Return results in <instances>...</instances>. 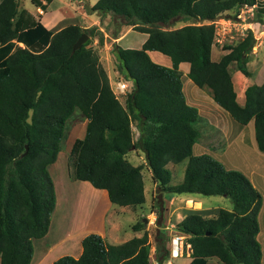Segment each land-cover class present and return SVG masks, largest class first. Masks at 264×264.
<instances>
[{"label":"trees","instance_id":"obj_1","mask_svg":"<svg viewBox=\"0 0 264 264\" xmlns=\"http://www.w3.org/2000/svg\"><path fill=\"white\" fill-rule=\"evenodd\" d=\"M33 1L46 8L40 0ZM255 1L85 2L89 13L110 15L112 29L105 30L112 37L119 36L123 25L146 33L140 47L112 46L118 72L133 82L123 103L91 44L93 37L103 43L102 29L72 21L51 29L20 8L18 0H0V264H30L32 238L48 231L55 206L49 166L76 109L87 122L84 135L75 137L69 150L72 178L105 188L114 204L143 207L142 165L126 155L142 147L159 190L221 194L232 203L230 209L219 207L214 216L191 210L176 223L187 234L191 256L214 257L223 264H261L256 234L262 194L241 170L226 167L210 153L193 152L199 112L185 99L179 71L180 64L187 63L188 76L210 88L214 100L236 121L253 119L257 146L264 151V80L247 85L241 104L229 68L235 62L250 75L251 32L235 45L224 44L218 60L211 58L214 20L231 8L229 16L234 18L241 6ZM177 20L185 23L166 27ZM82 32L88 38L73 51ZM149 50L167 55L171 65L152 59ZM133 123L139 132L136 140ZM184 159L182 179L170 183L168 163ZM145 224L143 218L133 222L130 227L143 233L119 243L89 232L78 256L63 254L49 264H152ZM154 248L157 264H166L163 231H156Z\"/></svg>","mask_w":264,"mask_h":264},{"label":"rangeland","instance_id":"obj_2","mask_svg":"<svg viewBox=\"0 0 264 264\" xmlns=\"http://www.w3.org/2000/svg\"><path fill=\"white\" fill-rule=\"evenodd\" d=\"M68 1V5L63 8L67 13L66 18L63 22H79V24H83L85 26L97 25L99 29L103 27L105 30L106 27H109V32L112 29V25L110 22V15H99L97 13H89L85 7L84 3L95 2L96 0H54L52 7L57 6L59 3L61 5L62 2ZM19 3L29 8L31 11L35 13L34 4L31 3V0H19ZM54 10V8H52ZM234 9L226 10L222 12L220 17H217L214 22L216 24L215 29V37L217 44L219 46H223L224 44L235 45L239 42L243 37H245L249 32H251V36L249 40L251 41V48L249 51L250 60L254 62H258V58L260 63H264V0H256L254 4H249V9L245 7V5L241 6L239 11L235 14V17L232 18L229 15H233ZM230 17V18H229ZM235 22V23H234ZM184 21H173V23L166 25L167 28L177 27L184 24ZM62 26V21L54 28ZM128 25H123L121 27V31L124 30ZM106 31V30H105ZM107 32V31H106ZM104 34V31H103ZM109 34V33H108ZM145 32H142L137 29H129L126 31L116 42L117 44L124 47H140L142 42V38L145 36ZM92 39H95L94 37ZM93 41V40H92ZM92 44V43H91ZM93 47L97 50V46L92 44ZM220 47L223 49V47ZM224 51V49H223ZM114 54V53H113ZM153 56H158L164 60L166 64H170V58L159 52L153 51L151 53ZM116 57V56H115ZM151 57V58H152ZM155 58V57H153ZM152 58V59H153ZM102 59L109 60L108 56H103ZM100 63L104 66L102 60ZM256 62V63H257ZM107 64V62L105 61ZM163 63V64H165ZM165 64V65H166ZM105 67V66H104ZM110 67H113V64L110 62ZM251 68V66H248ZM116 65H115V67ZM230 71L237 69L235 62H231L229 65ZM179 71L181 73V80H183L184 85L189 81V77L187 73V63H181L179 66ZM111 73V72H110ZM120 73L114 72L111 73L109 79L110 83L114 85V80ZM121 78L125 79L128 84H133L131 79H127L120 75ZM191 81V80H190ZM234 81L236 85L244 86L247 85L243 76L238 73L234 75ZM251 81V80H250ZM260 83V79L256 78L255 80ZM194 82V81H193ZM195 83V82H194ZM196 84V83H195ZM197 85V84H196ZM199 86V85H198ZM194 86L190 91L193 95L205 94V90L201 87ZM131 87H129L130 89ZM117 93V92H116ZM187 94V92H186ZM119 95V94H118ZM189 103V102H188ZM224 110V109H223ZM225 111V110H224ZM85 117L80 112V110L76 109L73 114L66 121V129L65 136L61 142L60 149L57 154L56 160L53 162V165L50 167V174L53 178V181L56 186V197L58 199V205L56 213L54 214V220H52V229L53 232L57 233V239L61 235L70 234L72 231H80L87 223H91L93 221L94 216H98L99 213L104 211V205L106 202L101 201V203L93 200V196L96 195V190H92L91 186L80 179H74L69 175L68 169V155L69 150L72 145V140L83 134L84 131V119ZM205 120V119H204ZM206 125V121H201ZM136 129V130H135ZM137 127L135 125L133 130V138L136 140L138 136ZM199 147V143L196 145V148ZM132 149V148H131ZM129 150V154H127L128 160L133 164H141L142 165V175L144 180V193H145V202L143 203V207H130L126 206L123 210H118L119 205L112 204L108 206L107 211L110 213L112 208L116 209L115 212L112 211L113 214L110 213L111 216L114 217L116 227H123L124 234H132L133 229L129 227L133 222L139 220L146 216L147 221L145 222V228L148 231V238L151 244L150 247V260L152 264H157L156 259V250L153 248L155 233L156 231H163L165 237V246L168 249V242L170 239V234L173 232L171 228H176L177 220L182 218V210L184 212V208L182 207V192L168 193L163 190H159L157 185L153 183L151 178V170L146 163V155L145 151L142 147ZM240 150L243 148L240 146ZM236 151V150H235ZM237 153L234 150H230L224 155V160L227 166H233L235 164V155ZM244 154L246 157V162L255 167L254 164V152L252 151V147L244 148ZM216 158V157H215ZM219 160V159H218ZM184 164L185 159L178 162H169L168 166L171 169V180L170 183H177L182 179L184 172ZM149 170V171H148ZM93 186V185H92ZM95 187V186H94ZM99 193V192H98ZM154 195V199H153ZM202 197V200L190 201L195 211L200 212L203 216H214L219 207L231 208L232 203L230 199L221 194H199ZM189 204V205H190ZM109 213H107L109 218ZM51 217V215H50ZM117 217L119 220H117ZM158 217V218H157ZM159 219V221H158ZM106 223V222H105ZM159 223V225L157 224ZM106 227V225L104 224ZM80 234V233H79ZM134 235V234H133ZM131 235V236H133ZM185 237L184 240L187 242V234L182 233ZM70 238L71 236H66V238ZM54 238V237H52ZM46 240L52 241L51 238L48 237H40V238H32V242L43 243L44 245L47 243ZM66 240L65 242H69ZM111 241V239H108ZM107 241V240H106ZM46 242V243H45ZM112 242V241H111ZM188 245V246H187ZM186 251H184L178 257H168L166 258V264H197L198 259H189V255L187 254V250L189 247V243L187 242ZM190 248V247H189Z\"/></svg>","mask_w":264,"mask_h":264},{"label":"crops","instance_id":"obj_3","mask_svg":"<svg viewBox=\"0 0 264 264\" xmlns=\"http://www.w3.org/2000/svg\"><path fill=\"white\" fill-rule=\"evenodd\" d=\"M40 1L41 3H44L46 5L45 9L42 8L41 4H36L33 0H31V3H33L35 7V13L31 11L29 8L25 7L24 3L22 5L19 3V7L26 8L34 16V18H36L37 20H40L48 28L54 29L59 24L60 21H62V25L67 23V22H63V20L67 16V13L62 9L68 5V1L62 2L61 5L59 3L57 6H53V7H52V4L54 0H48V1L40 0ZM52 8H54V10ZM80 25L85 26L81 23ZM101 29L104 31L103 43L98 44L97 43L98 38L94 37L95 39H93L92 44H95L97 46V53L99 56V60H102L105 67L102 64L101 65L104 67L108 76L110 77L111 73L114 74L115 71L118 72V70L114 68L117 60H116L115 55L112 52L113 43H116L118 39L126 31H128L129 29H132V27L131 25H128L124 30L121 31L119 36L115 38L112 37L110 34H108V32H106L103 29V27ZM145 37L146 35L142 38L141 41H143ZM18 44L23 46L22 42H18ZM221 46H219L216 40H214L211 46V58L212 59L218 60L221 57L223 53V49L220 48ZM153 51L155 50L148 51L151 57H152L151 53ZM103 56H108L109 60L102 59ZM153 57L152 58L155 61L160 62V63H165L164 60L161 59L160 57L158 56H153ZM260 60L261 58L260 59L258 58V62L256 61L257 63L252 60L248 61L247 67L251 66V68L248 67L250 71L249 76L243 74L239 69H235L231 71V78H232L234 89L236 91V99L241 104L244 102L245 88L247 87V85L253 82L257 84H261L264 80V63L262 62L259 64ZM105 61L107 62V64L105 63ZM110 62L113 64L112 68L110 67ZM166 65L170 66L171 63L166 64ZM237 73L243 76V78L245 79V82H247V85H245V87L236 85L234 81V75H236ZM120 75L121 74H119L114 80V85H112V83L110 84H111L113 91L115 93L117 92L116 93L117 95L119 94L118 96L121 102L124 103L126 93L130 91L131 88L129 89V87H132V85L128 84L125 81V79L120 77ZM256 78H259L261 80L260 83L253 81ZM117 81H123L126 83L127 88L125 89L124 92H119L116 89ZM181 81H182V89H183V93H184L186 101L195 105L199 112L198 118L195 122V125L199 129V136L193 144V152L196 154L202 153V152L210 153L212 156L219 159L226 166L224 155L231 149L234 150V152L237 153L235 155V159H236L235 164L233 166H227V167L236 168V169L241 170L244 174H246L249 177L253 185L262 194V203H261V206L258 212L259 229L256 234V237L260 243V248H261V264H264V151L260 150L257 146L256 139H255V133H254L253 119L249 120L245 124L236 121L228 113V111H226L222 106H220L214 100V98L212 97L210 88L206 86L196 85L191 78L189 79L186 85H184L183 80ZM194 86L201 87V90L204 89L205 94L200 93L198 95H193L190 89H192ZM84 119H85L84 120V131H83V134L80 135L79 137H82L85 132L87 118L85 117ZM202 120L206 121L207 124L204 125V123H201ZM134 127H135V124L133 123L132 124L133 130H134ZM198 143H199V147L196 148V145ZM240 146L243 148L242 151L240 150ZM246 147L247 148L252 147V151L254 152L253 159H254L255 167L246 162V157L244 154V148ZM52 165H53V162L50 164L49 169ZM184 167H185V164H184ZM80 180H83V179H80ZM78 182H84L88 184L89 187L91 186L92 190L97 191L96 195L93 196V200L99 203H101V201L106 202V204L104 205V211L102 213H99L98 216H94L93 219L94 218L95 219L91 221V223L90 222L87 223L80 231L78 232L72 231V233L61 235L57 239L58 232H53L54 229H52V220H54V214L56 213L57 205H58V199L56 197L57 190H56V186L54 183L55 206L51 213L48 231L43 236H41V237L49 236L52 241L46 240L47 243L45 242L46 243L45 245L43 243H36V242L34 244V241H33V254H32L30 264H49L54 259H56L57 257L63 254H71L73 256H78L82 251L81 240L89 232H97L101 234L103 238L107 240L108 242L112 241L111 243H119V242H122L132 237L131 235L133 234H134L133 236H139L143 233V229H141V230H133L132 234H124L123 227H121V229L119 227H116V224L113 222L115 221L114 217L111 216L110 218V213L113 214L112 211L115 212L116 209L112 208L110 213L107 211L108 206H111L112 204H114L109 199L107 190L105 188H99V187L92 186V184L88 180L78 181ZM153 183L156 184L154 181ZM199 194L201 193L182 192V207L184 208V212L182 210V218L184 217L186 213H188L191 210H194V208L192 207V203L191 204L189 203L190 201H193V202L197 200L203 201V199H201L202 197H200ZM125 207L126 206L124 205H119L118 210H123ZM107 213H109V218H108ZM117 220H119L118 217H117ZM179 220H177V222ZM104 224L106 225V227L104 226ZM66 236H71L70 237L71 240L67 243L65 241L69 240L70 238L69 237L66 238ZM108 239H111V241H109ZM187 254L189 255V259H192V260L198 259L197 264H223L221 261H219L218 259L214 257H209V258L193 257L190 255L189 247L187 250Z\"/></svg>","mask_w":264,"mask_h":264},{"label":"built area","instance_id":"obj_4","mask_svg":"<svg viewBox=\"0 0 264 264\" xmlns=\"http://www.w3.org/2000/svg\"><path fill=\"white\" fill-rule=\"evenodd\" d=\"M245 7L249 9V5L247 4H245ZM116 86H117V89L122 92L125 90L127 85L123 81H117ZM171 231L173 232L170 234V239L168 242L169 256L178 257L184 251H186L187 242L184 240L185 237L182 235V232L179 231L177 228L173 227L171 228Z\"/></svg>","mask_w":264,"mask_h":264},{"label":"water","instance_id":"obj_5","mask_svg":"<svg viewBox=\"0 0 264 264\" xmlns=\"http://www.w3.org/2000/svg\"><path fill=\"white\" fill-rule=\"evenodd\" d=\"M88 38V34L86 32H82L79 37L75 40V42L72 45V50L74 51L75 49H77L78 47H80V45ZM148 219L145 216L144 217V221L146 222Z\"/></svg>","mask_w":264,"mask_h":264},{"label":"clouds","instance_id":"obj_6","mask_svg":"<svg viewBox=\"0 0 264 264\" xmlns=\"http://www.w3.org/2000/svg\"><path fill=\"white\" fill-rule=\"evenodd\" d=\"M116 87H117V86H116ZM126 88H127V86H126ZM126 88H125V89H126ZM116 89H117V88H116ZM117 90H118V89H117ZM118 91H119V90H118ZM124 91H125V90H124ZM124 91H122V92H124ZM119 92H121V91H119Z\"/></svg>","mask_w":264,"mask_h":264}]
</instances>
